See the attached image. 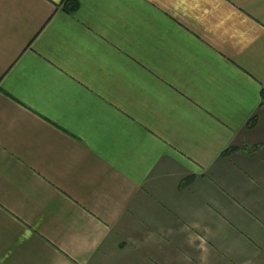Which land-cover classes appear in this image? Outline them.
Returning <instances> with one entry per match:
<instances>
[{
	"label": "crops",
	"instance_id": "1",
	"mask_svg": "<svg viewBox=\"0 0 264 264\" xmlns=\"http://www.w3.org/2000/svg\"><path fill=\"white\" fill-rule=\"evenodd\" d=\"M76 1L0 0V264L263 260L264 0Z\"/></svg>",
	"mask_w": 264,
	"mask_h": 264
},
{
	"label": "trees",
	"instance_id": "2",
	"mask_svg": "<svg viewBox=\"0 0 264 264\" xmlns=\"http://www.w3.org/2000/svg\"><path fill=\"white\" fill-rule=\"evenodd\" d=\"M65 7L70 13L76 12L78 10V8H79V2L76 1V0H68V2H67ZM263 96H264V92H263ZM253 121H255V118L253 119Z\"/></svg>",
	"mask_w": 264,
	"mask_h": 264
},
{
	"label": "rangeland",
	"instance_id": "3",
	"mask_svg": "<svg viewBox=\"0 0 264 264\" xmlns=\"http://www.w3.org/2000/svg\"><path fill=\"white\" fill-rule=\"evenodd\" d=\"M249 264H264V259L260 260V261L253 262V263H249Z\"/></svg>",
	"mask_w": 264,
	"mask_h": 264
}]
</instances>
